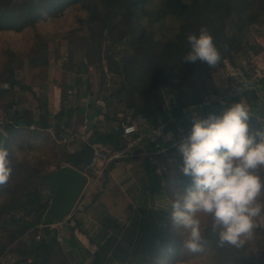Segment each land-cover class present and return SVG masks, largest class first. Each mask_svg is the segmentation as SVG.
Instances as JSON below:
<instances>
[{
	"label": "trees",
	"instance_id": "1",
	"mask_svg": "<svg viewBox=\"0 0 264 264\" xmlns=\"http://www.w3.org/2000/svg\"><path fill=\"white\" fill-rule=\"evenodd\" d=\"M149 2L150 0H0V31L20 32L41 21L59 17L70 7L81 6L85 11L81 21L83 20L89 35L109 42L99 60L105 59L106 70L117 75L118 82L109 83L106 94L101 93V87L92 91L89 85L82 92L83 97L90 94L94 100L102 102V106L95 108L93 114H101L106 124L102 125V121L97 118L91 121L86 139H79L71 151L69 144L60 142L58 150L61 154L54 169L70 165L89 174L86 166L91 156L92 144L104 145L110 150L121 146L119 129L114 131L111 124L118 120L120 112L119 125L141 117L151 125L172 117L174 121L169 122V128L174 134H177V130L191 127L192 122L182 112L184 109L195 107L201 114L209 111L219 114V111L238 102V99H228L224 105L218 100L206 99L211 94L221 95L219 87L214 83L213 74L224 68L226 63L233 68L249 67L251 55L264 58V0L178 2V23L174 32L166 37L157 36L155 29L145 23V18L150 15ZM201 27L210 31L221 54V60L214 68L199 60L195 63L183 61L190 51L188 35L198 36ZM250 31L255 32L254 39H248ZM90 45L91 48L93 43ZM41 64H47L46 59L42 58ZM79 65L76 72L87 71V63L81 62ZM16 69V65L6 63L4 75H0V83L5 85L0 86V101L9 96L5 111L1 114V123L3 132L6 133V148L12 167L9 181L0 186V197L3 198L0 203V229L6 233L8 243L29 233L31 238L21 247L10 249L15 252L16 258L9 264H71L63 251L56 229L52 225H43L38 218L47 208L53 188L47 185L49 193L40 197L36 193L35 184H45L46 177L54 169L45 170L41 161L32 164L26 157L15 156L11 137L18 130L29 129L31 126H55L59 132L64 133L68 121L73 117L82 123L85 115L81 103L65 107L67 89L73 90V94L79 98L81 77H77L75 84L69 85L66 91H60V107L56 112L48 111L43 102L42 111L35 118L28 109L13 104L10 88L19 83L12 75ZM102 82L101 76L100 85ZM261 85L264 93V73ZM167 88L172 90L174 96L170 107L165 105L164 89ZM246 98L250 130L264 131V121L259 118L264 117V103L254 90L247 93ZM119 104L122 105V111L115 107ZM32 144L30 148L35 146ZM168 160L166 154L153 155L154 166L159 168L157 177L163 183L162 187L170 201L172 182L185 187L191 184V179L180 173L179 168L175 173H169L172 171ZM178 160L181 164V155ZM261 176L264 178V172ZM26 197L30 198L28 202H25ZM170 212L169 205L163 234L150 248L141 264L159 263L158 256L163 250ZM256 232V239L243 248L231 245L220 247L217 243L218 232L212 231L211 218L208 217L203 224L202 237L203 246L210 252V259L201 258L194 264H264V228H258ZM178 249L177 247L176 250Z\"/></svg>",
	"mask_w": 264,
	"mask_h": 264
},
{
	"label": "rangeland",
	"instance_id": "2",
	"mask_svg": "<svg viewBox=\"0 0 264 264\" xmlns=\"http://www.w3.org/2000/svg\"><path fill=\"white\" fill-rule=\"evenodd\" d=\"M183 1L186 0H150L148 4L150 15L145 18V23L155 29L157 36H170L178 23L177 4ZM84 14L85 11L81 6L70 7L61 16L41 21L34 27L26 28L20 32L0 31L1 77L4 75L6 63L18 67V69L13 71L12 75L19 83L10 88L13 94L12 101L15 106L28 109L37 118L42 111L43 102L46 104V109L50 112H56L59 109L58 96L60 91H66L69 85L75 84L77 77H81V83L79 84L82 85L79 98L83 97L82 92L86 85H89L92 91L101 87V93L106 94L109 90V83L118 82V76L106 70L105 59L99 60V58H102L105 48L109 46V42L104 38L98 40L97 37L89 35L87 27L84 26L83 20L81 21L84 18ZM254 34L255 32H248V39H254ZM90 43H93L91 48ZM118 47L121 46L119 45ZM42 58L46 59L47 64H41ZM81 62L88 64L87 71L76 72V67H79ZM250 65V68L246 67L253 70L254 62H250ZM228 66L226 64L223 70L226 67H231ZM223 70L220 69L213 74L214 83L219 87L221 95L226 91L227 82ZM101 76L103 82L100 85ZM0 86L4 87L5 85L0 83ZM196 86L199 89L197 83ZM164 93H166L165 105L170 107L173 97L172 90L169 88L164 89ZM79 98H76L73 90L67 89L65 107L77 105ZM8 99L9 96H6L4 101H0L2 103L0 106V129L2 131L1 114L5 111ZM93 102L96 106L102 105V102L100 104H97L95 100ZM115 107L122 111L121 104L115 105ZM120 117L121 112L118 114V120L111 123L112 126L119 125ZM84 119L81 123V120L73 117L72 120L68 121V126L64 133H68L67 129L79 133L80 125L83 124ZM99 120L103 122L102 117ZM61 137L62 132H59L55 126L47 128L31 126L29 129L18 130L11 137V141L15 156L18 158L26 157L32 164H38L41 161L45 170L51 171L54 169V164L61 154L60 150H58L59 145L66 143L70 145L69 149H72L74 141L77 144L79 140L78 138L74 141L63 142ZM32 143L35 146L30 148ZM174 152L178 155L176 159L168 160L169 168L172 171H169V173H175L179 168L178 165H180V160H178L180 154L177 148L174 149ZM263 172L264 170L261 171V174ZM35 185H37L36 193L40 197L45 193H49L47 185ZM171 187L173 190H169V194L171 199H173L174 194L182 191L183 187L177 185L175 181L172 182ZM2 200L3 198L0 197V203ZM29 200V197L25 198V202ZM207 218L202 216V229ZM179 231L178 227H173L170 220L166 227V239L162 245L163 250L158 256V264H181V262L182 264H194L201 258L210 259V252L204 246V250L200 253L186 252L183 249L182 238L178 234ZM30 238L31 234L29 233L23 235L15 242L8 243L6 233L0 229V250L2 251L0 264L11 263L16 258V254L10 249L12 247H21ZM177 247L179 248L178 250H176Z\"/></svg>",
	"mask_w": 264,
	"mask_h": 264
},
{
	"label": "clouds",
	"instance_id": "3",
	"mask_svg": "<svg viewBox=\"0 0 264 264\" xmlns=\"http://www.w3.org/2000/svg\"><path fill=\"white\" fill-rule=\"evenodd\" d=\"M187 40L190 51L183 61L199 60L210 68L219 64L221 54L206 27ZM190 119L191 129L176 148L182 158L179 171L190 177L191 184L170 200L172 225L180 229L188 253L204 250L202 216L211 218L218 246L243 248L256 239L258 228H264V131L250 130L243 100L219 114ZM11 173L9 151L0 145V186L9 181Z\"/></svg>",
	"mask_w": 264,
	"mask_h": 264
},
{
	"label": "crops",
	"instance_id": "4",
	"mask_svg": "<svg viewBox=\"0 0 264 264\" xmlns=\"http://www.w3.org/2000/svg\"><path fill=\"white\" fill-rule=\"evenodd\" d=\"M250 62H254L253 68L263 75L264 58L251 55ZM78 100L87 124L102 117L93 114V110L102 105H94L92 95ZM173 102L174 96L171 105ZM243 102L248 106L246 97ZM141 120V127L150 126L142 117ZM113 129L118 131L119 125ZM146 148L152 150L153 146L149 144ZM154 165L153 155L138 149L133 156L102 170L86 167L89 174L83 172L87 183L79 199L85 205L84 210L52 224L71 264H141L144 261L163 234L170 205L156 174L159 168Z\"/></svg>",
	"mask_w": 264,
	"mask_h": 264
},
{
	"label": "built area",
	"instance_id": "5",
	"mask_svg": "<svg viewBox=\"0 0 264 264\" xmlns=\"http://www.w3.org/2000/svg\"><path fill=\"white\" fill-rule=\"evenodd\" d=\"M253 70L248 69L246 66L226 68L225 75L227 82L225 93L223 95L211 94L207 96L206 99L218 100L220 104L224 105L225 101L228 99L236 98L239 102L246 97L247 93L254 90L259 100L264 103V93L261 88L262 75L256 69ZM95 102L100 104L101 101L95 99ZM192 108L182 111L189 121H191L190 117L193 115L204 118L209 113H213L209 111L205 114H201L200 111ZM259 118L264 121V117ZM141 121V118H138L132 122L120 123L119 135L122 139V144L117 149L110 150L100 144H92L91 156L86 167L89 169L99 168L102 170L114 162L133 156L138 149H142L144 154H166L170 160L176 159L178 154L174 152V149L181 138L189 133L191 127L177 130V134H174L169 128V122L174 121L172 117L163 121H158L145 128L141 127ZM87 122L88 119L85 118L83 124L80 126L81 129L79 133L67 129L68 133H62L61 141H74L78 138L86 139L89 129ZM169 133H171V138H167ZM149 144L153 145L152 150L146 148V145ZM69 150L71 151L72 149ZM79 199L80 196L68 215L84 210L85 205L83 201Z\"/></svg>",
	"mask_w": 264,
	"mask_h": 264
},
{
	"label": "water",
	"instance_id": "6",
	"mask_svg": "<svg viewBox=\"0 0 264 264\" xmlns=\"http://www.w3.org/2000/svg\"><path fill=\"white\" fill-rule=\"evenodd\" d=\"M0 145L6 148V135L1 129ZM86 183L87 175L70 165H62L51 171L45 179V184L52 187L53 191L49 196L47 208L38 215L42 224L49 226L56 219L68 216Z\"/></svg>",
	"mask_w": 264,
	"mask_h": 264
}]
</instances>
